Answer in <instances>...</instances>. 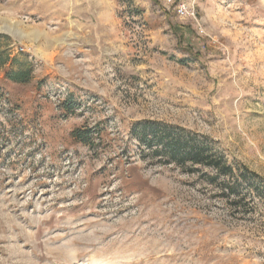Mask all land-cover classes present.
<instances>
[{"label":"rangeland","instance_id":"rangeland-1","mask_svg":"<svg viewBox=\"0 0 264 264\" xmlns=\"http://www.w3.org/2000/svg\"><path fill=\"white\" fill-rule=\"evenodd\" d=\"M189 1L0 0V264H264V0Z\"/></svg>","mask_w":264,"mask_h":264},{"label":"trees","instance_id":"trees-1","mask_svg":"<svg viewBox=\"0 0 264 264\" xmlns=\"http://www.w3.org/2000/svg\"><path fill=\"white\" fill-rule=\"evenodd\" d=\"M153 2L157 3V0H153ZM7 76L16 83H22L29 79V74L26 72H12L8 73ZM68 109H72V106ZM75 135L78 138L82 137L78 132H75ZM166 149L173 159H177L181 163L191 162L194 165H205L217 170H224L225 175L232 177V172L228 173L229 169L222 162L223 160L213 159L202 146L190 143L182 137L170 138V141L166 144Z\"/></svg>","mask_w":264,"mask_h":264},{"label":"built area","instance_id":"built-area-1","mask_svg":"<svg viewBox=\"0 0 264 264\" xmlns=\"http://www.w3.org/2000/svg\"><path fill=\"white\" fill-rule=\"evenodd\" d=\"M167 5L174 8L177 16L182 19H197V14L195 8L191 5L189 0H181L177 2V0H165ZM23 53L25 50L20 48L19 50Z\"/></svg>","mask_w":264,"mask_h":264},{"label":"bare ground","instance_id":"bare-ground-1","mask_svg":"<svg viewBox=\"0 0 264 264\" xmlns=\"http://www.w3.org/2000/svg\"><path fill=\"white\" fill-rule=\"evenodd\" d=\"M37 37H38V36H37ZM42 54H43V53H42ZM46 56H47V55H46ZM46 56H45V57H46ZM46 58H48V57H46Z\"/></svg>","mask_w":264,"mask_h":264}]
</instances>
